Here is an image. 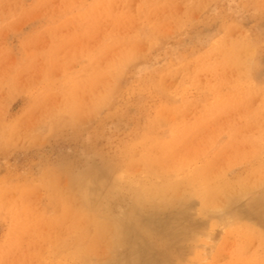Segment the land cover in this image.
<instances>
[{
    "label": "rangeland",
    "instance_id": "obj_1",
    "mask_svg": "<svg viewBox=\"0 0 264 264\" xmlns=\"http://www.w3.org/2000/svg\"><path fill=\"white\" fill-rule=\"evenodd\" d=\"M76 196L127 219L115 260L173 220L171 264H264V0H0V264H83Z\"/></svg>",
    "mask_w": 264,
    "mask_h": 264
},
{
    "label": "bare ground",
    "instance_id": "obj_2",
    "mask_svg": "<svg viewBox=\"0 0 264 264\" xmlns=\"http://www.w3.org/2000/svg\"><path fill=\"white\" fill-rule=\"evenodd\" d=\"M132 56V55H131ZM131 56H130V58H131ZM130 60H132V59H130ZM184 75H186V72L184 73ZM132 165V164H131ZM117 167V166H116ZM127 174V173H126ZM96 177V176H95ZM187 177V176H186ZM95 179V178H94ZM98 179V178H97ZM164 179V178H163ZM186 179H188V178H186ZM190 180V179H189ZM105 181V180H104ZM162 181V180H161ZM199 181H201V180H199ZM203 181L205 182V179H202V181H201V183H200V187H201V189L199 190V192H200V197H203V198H201V199H203V201H202V203H204L205 205H208L212 200L213 201H215L214 200V198H216L217 196H216V194H215V192L217 191V190H215V187H212V186H210V187H208V188H210V191L209 192H207L206 190L204 191V189H202V184H203ZM90 182V181H89ZM186 182V181H185ZM135 184V183H134ZM186 184H188V181H187V183ZM189 184H191V182L189 183ZM138 185V184H137ZM179 185H180V183H179ZM179 185H177L176 187H178V188H180L179 187ZM182 185V184H181ZM84 186V185H83ZM154 186H156V185H154ZM186 187H187V185H185ZM185 186H183L184 188H185ZM190 186V185H189ZM138 187V186H137ZM168 187V186H167ZM166 187V189H168ZM173 188H175V186H172ZM182 187V186H181ZM183 187L182 188H180V189H177V191L179 190L181 193L179 194V191L177 192V191H175V189H173V190H171L173 193L172 194H170L171 193V191L169 192L168 190V192H169V194L170 195H168V192H167V195L166 194H163V195H165V196H163V195H161V194H159V195H161V196H163V198H161V200H157L156 201V203L153 201V198H154V194H156V192L153 194V190H156L154 187H153V185H149V183L147 184H143V185H141V188H140V185H139V188L140 189H138V192L136 193L137 195L136 196H134V198H136V200L139 202V204H140V206L141 207H144L145 205H147V204H153L152 203V201L157 205V206H159L160 205V207L161 206H163V207H168V206H172L173 207V205H172V201L173 200H175L176 201V198L177 197H179V198H177V200L178 199H180V197L182 196V198L185 196H187L190 192L187 190V189H184L183 191H181L182 189H183ZM206 187V186H205ZM154 188V189H153ZM166 189H165V191H166ZM169 189H172V188H169ZM207 189V188H206ZM217 189V188H216ZM122 190V189H121ZM209 190V189H208ZM189 192L187 195L185 194V193H187V192ZM213 191V192H212ZM218 194H221L220 193V191L218 190ZM121 193V192H120ZM157 193H159V192H157ZM165 193V192H164ZM178 193V195H176ZM193 193H195V192H192V194ZM76 194V193H75ZM213 194H215V195H213ZM73 195H74V193H73ZM124 195V194H123ZM133 195V194H132ZM158 194H156V196H157ZM158 195V196H159ZM175 195V196H174ZM181 195V196H180ZM205 197H204V196ZM206 196H210L209 198H206ZM225 196V195H224ZM227 196V195H226ZM123 197V196H122ZM189 197H191V195L189 196ZM189 197H187V199L189 198ZM194 197V196H193ZM192 197V198H193ZM221 197V196H220ZM69 198V197H68ZM74 198V197H73ZM226 198H228V196L226 197ZM70 199V198H69ZM157 199H158V197H157ZM159 199H160V197H159ZM185 199V198H184ZM218 199H219V197L217 198V201H218ZM68 200V199H67ZM74 200H75V202H76V204L74 205V203H73V205L75 206V210H74V212H71V213H74V214H72L70 217H72V220H71V222L72 221H75V222H77V223H75V222H72V223H74V225L75 226H73L74 228L75 227H77V229H78V227H79V222L80 223H82L81 221H83V222H87L86 223V225L89 223V225H94L95 226V232L94 233H91V234H89V232H88V229L90 228V226L88 227L87 226V230L86 229H84V228H86L85 226L83 227V228H79L78 230H76V229H74V231H76L74 234H78V233H81V235H82V238H83V242H82V244L84 243V245L83 246H86L85 245V240L84 239H86V241H87V243H88V245H87V248L84 250V252H83V254L82 253H80V258H81V260L84 262L83 264H95L96 262H98V261H96L95 259H94V257H96V259H97V254L99 253H101L102 255H100L99 257H100V260L103 262V260L102 259H105V260H108V261H111L112 263L111 264H142V260H138L137 258H135V256H132L131 254L129 255V256H127V257H125L124 259L123 258H121V259H118V258H116L117 260H115V258H113L114 256V254H116V253H118L119 251H117V252H114L115 251V249H117L118 250V248L119 247H121L122 246V244L124 245V243L126 242V240H128L129 238V236L126 234L127 232H128V234L130 235V232L128 231V229L130 228L129 226L127 227V231H125V227H126V221H127V219H126V221L122 218V219H119L118 218V216L117 217H114V215L112 216V215H109V213H108V211L107 212H105L106 214H104V211H106L107 210V208H105L106 210H104V208L102 209L101 207V209H102V211H96V209L91 213V211H88L89 209V201L86 199V197H83V198H80V199H78V197L76 196V198H74L72 201L74 202ZM186 200V199H185ZM184 200V201H185ZM189 200H191L190 198H189ZM175 201H173V202H175ZM179 201V200H178ZM178 201H176V202H178ZM183 201V199L181 200V202L184 204L185 202ZM226 200H224V202H225ZM175 202V203H176ZM181 202H180V204H181ZM111 204V203H110ZM213 203H211V205H212ZM216 204V203H215ZM89 205V206H88ZM92 206V205H91ZM152 206H154V205H152ZM176 206V205H175ZM140 208V207H139ZM146 208V207H145ZM169 208V207H168ZM99 210V209H98ZM125 210V209H124ZM123 210V211H124ZM141 210V209H140ZM165 210V209H164ZM206 210V209H205ZM96 211V212H95ZM157 211H158V208H157ZM160 211V210H159ZM158 211V212H159ZM181 211V210H180ZM111 212H112V210H111ZM110 212V213H111ZM143 212V211H142ZM156 212V211H155ZM157 212V214H159ZM161 213V212H160ZM170 213V212H169ZM119 214H121V212L119 213ZM144 214V213H143ZM144 216V215H143ZM155 216H157L156 214H155ZM264 216V215H263ZM70 217H68L69 219H70ZM135 217V216H134ZM75 220H74V219ZM139 218H140V216H139ZM167 219V218H166ZM129 221V220H128ZM173 220H168L166 223H167V225H168V228H166L165 229V231H167V232H165V233H167V239L165 240V241H163L162 239H163V237L165 236V234H164V231L163 232H159L158 231V233L156 234V233H153V235H154V237L155 238H153V241H154V239H155V241H154V244L156 245L155 247H157V255H159L158 257H162V259L164 258L165 259V261H164V264H171V261H169L168 259L169 258H172V257H174V258H177V260H178V258H182V257H184V255H182V253L183 252H186L184 249L186 248V247H184V245H186V244H184L185 242V238L187 237V236H190V235H192V233L190 234H187V233H185V231L184 232H180V229H183V228H181V227H179V225H180V223H178V224H176L175 223V226H177L176 228L174 227V225H173ZM133 224V223H132ZM141 224V225H140ZM140 226H142V225H144L143 224V222L141 221L140 222ZM201 224V223H200ZM200 224H198V225H200ZM81 225H83V224H81ZM80 225V226H81ZM128 225V224H127ZM146 226H148L147 224H146ZM185 227H186V225H184ZM184 226H182V227H184ZM188 226V225H187ZM143 227H145V226H143ZM189 227V226H188ZM191 227H194V226H191ZM133 228V227H132ZM146 228H149V227H146ZM180 228V229H179ZM134 229V228H133ZM142 229H144V228H142ZM177 229V230H176ZM189 229H190V227H189ZM135 230V229H134ZM139 230V229H138ZM137 230V231H138ZM148 231H149V229H147ZM151 231H152V229H150ZM185 230V229H184ZM192 230V229H191ZM92 231H94V229L92 230ZM91 231V232H92ZM132 231V230H131ZM144 231V230H143ZM142 231V232H143ZM148 231H146V232H148ZM151 231H149V232H151ZM182 231V230H181ZM153 232V231H152ZM155 232V231H154ZM188 232H190V230H188ZM133 233H136V232H133ZM132 233V234H133ZM139 234V233H138ZM146 234H148V233H146ZM79 236V235H78ZM184 236H186V237H184ZM193 236V235H192ZM85 237V238H84ZM132 237V236H131ZM79 239L81 238V236L80 237H78ZM77 238V239H78ZM82 238H81V240H82ZM105 239V240H107V241H102V242H104V243H102L103 245H104V248L102 247V244H101V242H100V244L98 243V241L100 240H102V239ZM126 238H128V239H126ZM139 238V237H138ZM150 238H151V236H150ZM189 238V240L191 239V236L190 237H188ZM187 238V239H188ZM103 239V240H104ZM131 239H133V238H131ZM142 239V238H141ZM152 239V238H151ZM186 239V240H187ZM74 240V239H73ZM135 240V239H134ZM133 240V241H134ZM145 240V239H144ZM75 241V240H74ZM137 241V240H136ZM136 241H135V243H136ZM142 241H143V239H142ZM151 241V240H150ZM73 243H75V242H73ZM135 243L133 244L134 246H135ZM146 243V242H145ZM136 244H138V243H136ZM150 244V243H149ZM125 245H127V243H125ZM142 245H144V243L142 244ZM151 245V244H150ZM149 245V246H150ZM82 246V245H81ZM83 246H82V248H83ZM100 246L102 247V248H100ZM131 246V245H130ZM147 246V245H146ZM145 246V247H146ZM149 246H147V247H149ZM153 246V245H152ZM118 247V248H117ZM123 247V246H122ZM128 249H126V250H129L130 251V249H129V244H128ZM188 247V246H187ZM131 248H132V246H131ZM137 248V247H136ZM135 248V249H136ZM152 248V247H151ZM77 251H78V249H79V251H81L82 249H81V247H76L75 248ZM74 248H73V250H74V253H76V250H75ZM187 250H188V248H186ZM152 250V249H151ZM133 251V250H132ZM131 251V252H132ZM135 251V250H134ZM142 251V250H141ZM154 251V250H153ZM103 252V253H102ZM124 252V251H123ZM128 252V251H127ZM130 252V253H131ZM138 252V251H137ZM155 252V251H154ZM114 253V254H113ZM133 253V252H132ZM156 253V252H155ZM72 254H73V252H72ZM127 254V253H126ZM135 254V253H134ZM141 254H143V253H141ZM153 254V253H152ZM119 256H120V254H118ZM135 255H139V254H135ZM148 256V255H147ZM155 256V255H154ZM98 257V258H99ZM101 257H102V259H101ZM121 257V256H120ZM143 257H145L146 258V256H143ZM168 258V259H167ZM185 258V257H184ZM162 259H160L159 258V260H162ZM183 259V258H182ZM99 260V259H98ZM105 262H103V264H104ZM145 263V262H144ZM153 264V262H147L146 264ZM179 263H180V261H179ZM106 264V263H105ZM174 264H175V262H174Z\"/></svg>",
    "mask_w": 264,
    "mask_h": 264
}]
</instances>
